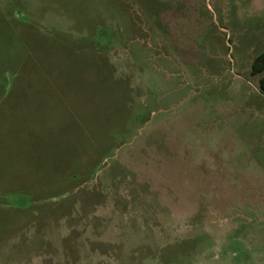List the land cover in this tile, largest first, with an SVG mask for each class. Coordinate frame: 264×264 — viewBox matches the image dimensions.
Wrapping results in <instances>:
<instances>
[{"label":"rangeland","instance_id":"374dc122","mask_svg":"<svg viewBox=\"0 0 264 264\" xmlns=\"http://www.w3.org/2000/svg\"><path fill=\"white\" fill-rule=\"evenodd\" d=\"M0 6V97L53 133L0 163V264H264V0Z\"/></svg>","mask_w":264,"mask_h":264},{"label":"crops","instance_id":"0c3cea01","mask_svg":"<svg viewBox=\"0 0 264 264\" xmlns=\"http://www.w3.org/2000/svg\"><path fill=\"white\" fill-rule=\"evenodd\" d=\"M3 10V7L0 6V68H2V57L5 58L9 53L8 46L11 39L10 23L6 20V13ZM3 85L4 83L0 82V93ZM45 105L48 108L52 107L50 102H44L41 97L19 100H12L5 95L0 97L1 164H12L9 151L15 145L20 150L18 156L14 154V157H18L16 164H43V138H49L48 142H53L52 128H42L41 117ZM18 120H22L21 126H19L20 121ZM51 150L52 145H47L46 152L49 153L47 164H52L50 161L53 160ZM24 177L26 178V176Z\"/></svg>","mask_w":264,"mask_h":264},{"label":"trees","instance_id":"16d2710c","mask_svg":"<svg viewBox=\"0 0 264 264\" xmlns=\"http://www.w3.org/2000/svg\"><path fill=\"white\" fill-rule=\"evenodd\" d=\"M250 73L259 75L258 87L260 92L264 94V49L253 58Z\"/></svg>","mask_w":264,"mask_h":264}]
</instances>
